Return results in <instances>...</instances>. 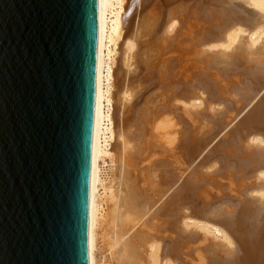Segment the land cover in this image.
<instances>
[{"label": "bare ground", "instance_id": "1", "mask_svg": "<svg viewBox=\"0 0 264 264\" xmlns=\"http://www.w3.org/2000/svg\"><path fill=\"white\" fill-rule=\"evenodd\" d=\"M134 1L98 0L89 264H143L145 257L149 258V260L146 258L149 262L151 258L152 264H173L179 256L180 260L184 258L181 253L179 255L176 252L177 245L180 243L181 247L182 245L185 247H182L183 250L180 248L182 253L192 243L194 247L196 245L199 247L196 249L199 253H202L200 250L203 252L206 249L212 250L209 253L206 252L207 254L204 253L202 261L198 259L199 262L195 264H264V224L262 223L264 222V92H261L264 90V71L262 70L264 61L259 62L257 66L260 58L263 59V54L259 51H264V40L261 39L262 41L257 42L256 46L255 44L252 46L253 41L258 40L259 36L264 33L262 30L264 27H257V24L264 23V10L261 7L264 6V0H246V3L249 1V4H253L255 1L259 3H255V6L261 5L259 7L263 12L259 11L260 21L254 22L255 24L252 22L255 19L248 20L246 17L249 16H243L242 12L238 13L236 9H232V3L237 0H213L217 4L227 2L228 8L222 10L223 15L220 16L221 25L216 24L220 27L215 26L214 28L213 26L211 31L215 30L211 34L210 31L207 33L201 31L205 28L204 25V28L200 30L201 33L199 32L201 35L205 33L202 36L203 39L199 41L198 37V41H194L195 50L190 51L191 48L186 46L188 51L183 47L187 53H194L191 55V61L188 59L190 56L188 58L185 56L187 53H184L182 57H186L188 64L193 67L188 65L191 68L189 69L185 65L183 66L185 69L176 73L174 69L177 66H175L171 68V72L174 71L175 74L170 73V76L168 74L170 79L160 77L163 80L165 92H161L160 99L155 101L154 106H151L152 110L149 108L150 111H147L146 121L140 118L146 123L142 120L141 123L139 122L138 133L131 134L126 128L124 129L123 124L122 126L120 123L119 126L117 125L114 119V107L121 104L123 95H127L129 89L125 86L124 89L118 90L119 84L128 81V74L125 69H122L119 56L123 53L120 40L126 36L125 25L134 7ZM204 1L197 0L195 6V2L193 3V7L199 10L198 14L197 12L194 14L199 15L207 9H205L206 2ZM186 8L188 10L189 7ZM219 9L221 12V8ZM217 11L216 13H219ZM187 17L189 21L191 19L194 21L193 18L189 19L192 17L190 14ZM214 17L216 15L211 18ZM195 19L198 20L196 17ZM199 25L201 27L200 23ZM243 25H245L244 28L241 27ZM149 31L150 27L147 26L140 32L141 36L149 34ZM127 36L129 38L130 34ZM131 38L128 41L126 39V48L124 47L127 53L126 58L134 56L132 51H134L135 39ZM234 38L238 41L233 42ZM213 39L216 40L213 41ZM174 42H172L173 48L176 50L178 45ZM191 46L193 49V43ZM204 46L209 53L201 49ZM179 47L182 48V46ZM198 47L200 48L196 49ZM207 48L212 50H207ZM184 49H181L183 50L182 55ZM224 49L228 51L225 53ZM245 50L248 60L254 52L262 54L261 57L256 56L258 61L254 55V61L249 60L257 61L255 65L257 70L252 73V69H249L248 77L241 76L245 67L241 66L243 71H238L236 67L239 66L238 62L236 65V59L240 58H237V55L245 54ZM196 54L198 57H194ZM220 55H227L228 60L219 59ZM196 58H200L198 63L200 66L198 65L197 69V71L200 69V72L197 73H195L196 70L192 71L196 68V62L193 63ZM175 60L173 58L172 62ZM187 60L185 61L188 62ZM241 60L245 61L244 57L243 59L241 57ZM126 62L125 65L129 67L128 59ZM208 69L211 70L208 73L206 71L208 76L212 70L232 74L231 77L228 76L229 78L224 77L226 83L231 84L229 92L225 91L227 89L223 92L224 88L217 89L215 85L218 83L214 84L217 79L215 75H219L217 79L219 80L220 75L223 77L228 74L223 72L225 74L223 75L222 72H217L213 75L212 73L215 78L209 80L206 73H203ZM235 81L241 85L237 82L233 84L232 82ZM260 83L262 86L258 89L257 84ZM236 84L240 86V89L244 86L246 93H249L247 88L251 89L249 90L251 92L245 94L242 89L241 95H243L239 93L237 96L241 97L231 101L230 95L240 92ZM238 103L241 104L240 106H244L245 103L251 104L253 105L252 110L247 116L242 117L243 119L240 118L242 120L239 119V124H236L238 126L234 128L235 130L232 129L226 136V141L222 140L221 143L219 138L221 134H224V129L229 126L227 123L234 122L233 120H236L245 109L238 112L242 108H238ZM251 142L254 144L250 145ZM216 143L217 147L213 146ZM246 144L248 145L244 146ZM204 168H207L206 171L209 168L210 170L202 171ZM223 171L228 172L223 175L220 173ZM187 172L188 175L182 179ZM218 174L228 182L234 179L233 182L239 183L236 193V189H234V194L222 193L226 192L223 191L226 188L223 183L224 189L221 187L222 192L219 193L220 187L216 186L218 185L217 179L214 178L218 177ZM258 219L262 220L261 223ZM217 236L228 240V245L215 243V239L214 241L212 239ZM202 245L205 247L202 248ZM192 256L195 258L192 261L195 262L196 257Z\"/></svg>", "mask_w": 264, "mask_h": 264}, {"label": "water", "instance_id": "2", "mask_svg": "<svg viewBox=\"0 0 264 264\" xmlns=\"http://www.w3.org/2000/svg\"><path fill=\"white\" fill-rule=\"evenodd\" d=\"M98 0H0V264H89Z\"/></svg>", "mask_w": 264, "mask_h": 264}, {"label": "rangeland", "instance_id": "3", "mask_svg": "<svg viewBox=\"0 0 264 264\" xmlns=\"http://www.w3.org/2000/svg\"><path fill=\"white\" fill-rule=\"evenodd\" d=\"M133 1V0H132ZM197 1V0H196ZM196 1L195 0H185L184 2H183V0H135L134 1V7H132V10H131V12H130V14H129V16H128V21L126 22V28H125V37H123L121 40L123 41H121L120 40V47H122L121 49H122V52L123 53H121L120 55L121 56H119V61H120V64H122L121 66L123 67L122 69L124 70L125 69V71L127 72V74H128V81H125L123 84L121 83V84H119V88H118V90H120L121 88H125V86L127 87V88H129L127 91H128V94L127 95H123L124 96V98H122L123 100H121V104L120 105H118V107L117 106H115L114 107V119H115V121L117 122V125L119 126V123H120V126H122L121 124H123L124 126V129L126 128V130H128L129 131V133H131V134H137L138 132V125H139V122L141 123V120L144 118V120H145V118H146V116L148 115V112L147 111H150V110H152L151 109V106H154L153 104H156L155 103V101H157V100H159L160 99V97H161V95H162V93L163 92H165V89H164V83L162 82L163 80L161 79L162 77L164 78V79H166V77H167V79H170V77H168V74H169V76H170V73H171V75H172V73H174L175 74V72L176 73H178L179 72V70H183V68L185 69V67L186 68H189V66L190 67H193V66H191L190 64H188L189 63V61L187 60V58L188 59H190V61H191V55L192 54H194L193 52H192V54L191 53H187L186 52V50H188L189 51V49L188 48H186V46H189V48H191L190 49V51H194L195 49V45H194V41H198V39L200 38V40L199 41H201V39H203V37L202 36H204V34L205 33H202V35L200 34L201 33V31L202 32H209V33H214V28H215V26L216 27H218L219 25H221V22H219V21H221V17L220 16H222L223 15V12H222V10L224 11V10H226L225 8L227 7L228 8V6H227V2L226 1H223V3L221 2V4H217L216 3V1L215 2H213V0H208V2H207V0H205L204 2H206L205 4H204V6H206L205 7V11L204 12H202L201 13V11H200V13L203 15V16H205V18H202L200 15L201 14H199V15H196V14H194L195 12H197V14L199 13V10H198V8H196V7H193V3H194V6L196 5ZM243 1V2H242ZM245 1V2H244ZM252 2V1H251ZM254 3L253 4H249V1L246 3V0H237L236 2L234 1L233 3H232V9L233 10H235V11H237L238 13H241V14H243V16H249V17H246L248 20H251L252 21V19H255V20H253L252 22L254 23V22H256V21H260V12H263V11H261V7H263L262 9L264 10V6H261V5H256L255 6V3H257V2H255V1H253ZM183 3V4H182ZM191 4V5H190ZM223 4H225V5H223ZM247 4V5H246ZM257 4H259V3H257ZM189 5V6H188ZM222 5V6H221ZM252 5V6H251ZM179 6V7H178ZM253 6H255V8L253 7ZM259 6H261V7H259ZM183 7V8H182ZM186 7H189V8H191V9H189L188 8V10H186L187 8ZM209 7V8H208ZM223 7V8H222ZM193 8V9H192ZM196 8V10L194 11V9ZM217 8V9H216ZM219 8H221V12H219L220 11V9ZM257 8V9H256ZM230 9V8H229ZM176 10V11H175ZM182 10V11H181ZM208 10V11H207ZM209 10H212V11H209ZM218 10V11H217ZM257 11V12H255V11ZM183 11H184V13H183ZM216 11L217 12H219V13H216ZM260 11V12H259ZM170 12V13H169ZM207 12V13H206ZM210 12V13H209ZM258 12H259V14H258ZM190 14V16H192V17H189V19L190 18H193L194 19V21H192V19L190 20L191 21V23H190V21L188 20V17L187 16H189V14ZM192 13V14H191ZM207 14V18H206V14ZM177 14V15H176ZM181 14V15H180ZM211 16H210V15ZM216 15V17H214L213 19L211 18V17H213V16H215ZM184 15V16H183ZM186 15V16H185ZM193 15H194V17H193ZM196 15V16H195ZM259 15V16H258ZM173 16V17H172ZM181 16V17H180ZM200 16V17H199ZM195 17L196 18H198V20L196 21V19H195ZM186 18V19H185ZM221 18V19H220ZM258 18V19H257ZM210 19H212V20H210ZM160 20V21H159ZM175 20V21H174ZM182 20V21H181ZM187 20L189 21V24H188V22H187ZM203 20V21H202ZM206 20H208V21H206V23H205V21ZM151 21V22H150ZM153 21V22H152ZM174 21V22H173ZM181 21V22H180ZM200 21V22H199ZM210 21V22H209ZM158 22V23H157ZM172 22H173V24H172ZM187 22V23H186ZM197 22H198V24H197ZM202 22H204L203 23V25H202ZM136 23V24H135ZM182 23V24H181ZM199 23L201 24V27H200V25H199ZM149 24V25H148ZM157 24H161L160 26L158 25V27H157ZM176 24V25H175ZM178 24V25H177ZM194 24H196L195 26H194ZM212 24V25H211ZM215 24V25H214ZM216 24H219V25H216ZM255 24V23H254ZM151 25V26H150ZM170 25H171V27H170ZM194 27H193V26ZM204 25H205V28L207 27V25H208V27H207V29H205L204 28ZM147 26H149L150 27V31H149V34H147V35H145V34H143L142 36H141V31L142 30H145V28L147 27ZM188 26H190L189 27V29H188ZM214 26V30L213 31H211L212 30V27ZM152 27V28H151ZM191 27H193V28H191ZM202 27L204 28V29H202ZM210 27V28H209ZM220 27V26H219ZM241 27H245V25H243V26H241ZM240 27V28H241ZM257 27L258 28H263L264 27V23L263 22H261L260 24H257ZM155 30H154V29ZM158 28V29H157ZM169 28V29H168ZM242 28V29H243ZM141 29V30H140ZM199 29V30H198ZM202 29V30H201ZM188 30V31H187ZM193 30V31H192ZM201 30V31H200ZM205 30H207V31H205ZM263 31H264V29H262ZM261 30V31H262ZM135 33H134V32ZM171 31V32H170ZM185 31V32H184ZM187 31V32H186ZM194 31H195V33H194ZM197 31V32H196ZM200 32V33H199ZM217 31H215V33H216ZM192 33V34H191ZM200 34V36H199V34ZM261 33H263V32H261ZM128 34H130V37L128 38ZM140 34V35H139ZM181 34V35H180ZM186 34V35H185ZM190 34V35H189ZM241 34V33H240ZM245 34V33H244ZM264 34V33H263ZM263 34H261V36H259V39L257 40H255V41H253V43H252V46L254 45V46H256L257 45V42H261L262 40H264V35ZM137 35V36H136ZM178 35V36H177ZM193 37H195V38H193ZM197 35V36H196ZM131 36H132V38H131ZM144 36V37H143ZM128 39H135L134 40V43H135V46H134V51H132L133 52V57L131 58V57H129V58H126V50H124L125 48H126V39L127 38ZM137 37V38H136ZM142 37V38H141ZM152 37V38H151ZM199 37V38H198ZM241 37V36H240ZM261 37V38H260ZM150 38V39H149ZM191 38H193V39H191ZM128 39H127V41H128ZM239 39V38H238ZM262 39V40H261ZM193 42H192V41ZM216 40V39H215ZM214 39H213V41H215ZM233 40V42L234 41H238L237 40V38L235 39H232ZM240 40V39H239ZM175 41V42H174ZM178 41V42H177ZM179 41H183V42H179ZM184 41H186V42H184ZM189 41V42H188ZM193 43V49H192V46H191V42ZM210 41H212L211 39H210ZM218 41V40H217ZM219 41H220V39H219ZM222 41V40H221ZM242 41V40H241ZM250 41V40H249ZM125 42V43H124ZM172 42H174V44L175 45H178V47L177 46H175V48H176V50L173 48V43ZM177 42V43H176ZM188 42V43H187ZM251 42H252V40H251ZM179 43V44H178ZM159 44V45H158ZM172 44V45H171ZM258 44H260V43H258ZM124 45V46H123ZM179 46H182V48L181 47H179ZM191 46V47H190ZM248 46V45H247ZM125 47V48H124ZM172 47V48H171ZM186 49H184V48ZM141 48V49H140ZM180 48V49H179ZM200 47H198V48H196V49H199ZM205 48V46L202 48L201 47V49H203L204 51H206V49H204ZM213 48V47H212ZM253 48V47H252ZM139 49H140V51H139ZM181 49H184L185 51L183 52V55H182V51L183 50H181ZM212 50L211 48H207V50ZM227 49V48H226ZM229 49V48H228ZM157 50V51H156ZM174 50V51H173ZM180 50V51H179ZM247 50V49H246ZM246 50H245V54H238L237 55V58H239V60L238 59H236L237 61H236V65H238V63H239V66H236V67H238V71L240 70V71H243L244 69V67L246 68L245 70H244V72H240L242 75V77H248L249 75H250V70L252 69V73L253 72H255L254 70H257V69H255V65H257V58H256V56L258 57V55H259V53H262L263 55H264V51H259V53H256V52H254V58H256V62H253L254 61V58H253V55L251 54V56L252 57H249L251 60H253V61H249L248 60V55L246 54ZM250 50V49H249ZM146 51V52H145ZM164 51H165V53H164ZM168 51V53H166ZM169 51H171V52H169ZM225 51H228V50H225L224 49V52ZM248 51V50H247ZM251 51V50H250ZM120 52H121V50H120ZM132 52L130 53V55L132 54ZM140 52V53H139ZM207 53H209L208 51H206ZM137 53H139L140 54V56H139V54H137ZM144 53V54H143ZM184 53H187V55H185ZM226 53V52H225ZM250 52H248V54H249ZM251 53H253L252 51H251ZM255 53H256V55H255ZM190 54V55H189ZM262 54H260L259 56L261 57V55ZM124 55H125V57H124ZM138 57H137V56ZM186 56L185 58H182L183 56ZM210 55V54H209ZM247 56V58L245 57V56ZM262 55V57H263V59L262 58H260L261 60L260 61H258V65L257 66H259V62L260 63H263V61H264V56ZM132 56V55H131ZM163 56V57H162ZM194 56V55H193ZM137 57V58H136ZM140 57V58H139ZM175 57H177V60H175ZM182 58V59H179V58ZM194 57H198L197 56V54L194 56ZM193 57V58H194ZM241 57H242V59H243V57H244V60L245 61H243V60H241ZM173 58H174V60L175 61H173L172 62V60H173ZM192 58V59H193ZM220 58H223V60H225V58H226V60H228L227 58H228V56L227 55H224V56H222V55H220V57H219V59ZM246 58V59H245ZM122 61H121V60ZM126 59H128V65H129V67L127 66V65H125V63H127L126 62ZM131 59V60H130ZM139 59H141V60H139ZM170 59V60H169ZM196 59H198V58H196ZM196 59L193 61V63L195 64V62H196V64H195V69L193 70L192 69V71L194 72L195 70V73H197V72H200V69H199V71H197V69H198V67L200 66L198 63H199V59L196 61ZM185 60H187L188 62H186ZM230 60V59H229ZM241 60V61H240ZM263 60V61H262ZM156 61V62H155ZM160 61V62H159ZM176 61H177V64H176ZM183 62H184V64H183ZM238 62V63H237ZM170 63H172L171 64V66H170V68H169V65H170ZM181 63L183 64V65H181ZM185 63H187V64H185ZM200 63H201V61H200ZM242 63H243V65H242ZM176 64V65H175ZM178 64H179V66H178ZM203 64V63H202ZM241 64V65H240ZM168 65V66H167ZM185 65H187V66H185ZM189 65V66H188ZM199 65V66H198ZM262 65V64H261ZM263 65H264V63H263ZM172 66H174V67H172ZM175 66H177L176 67V69H174V71L173 72H171V70L173 69V68H175ZM180 66H182V67H180ZM183 66H185V67H183ZM202 66V65H201ZM243 68H242V67ZM127 68V69H126ZM168 68V69H167ZM172 68V69H171ZM177 68H179L178 70H177ZM239 68H242V69H239ZM257 68V67H256ZM259 68V67H258ZM261 68H262V66H261ZM264 68V67H263ZM262 68V70L264 71V69ZM189 69H191V68H189ZM215 69V68H214ZM237 69V68H236ZM249 70V72H248V70ZM165 70V72H163ZM247 70V71H246ZM130 71V72H129ZM168 71H170L169 73H167L166 74V72H168ZM178 71V72H177ZM206 71H207V73L208 72H210L211 70L210 69H208V70H204V74L206 73ZM214 71H216V72H214ZM201 72H202V69H201ZM217 72H225V71H219V70H212V73H213V75H214V73H216L217 74ZM163 73H164V76H163ZM207 73H206V76L209 78V80H211L214 76L212 75V73L210 74L209 73V76L207 75ZM159 74V75H158ZM219 74V73H218ZM225 74H228V75H225ZM225 74L223 73V75H225V76H223V77H221V75H220V79L219 80H217L218 78H219V75H215V77L217 78L216 79V82H215V79L214 80H212V82L214 83V84H216V83H218L217 85H215L216 87H217V89H222V88H224L223 89V92H224V90L225 89H227V90H225L226 92H229V88L231 87V84H227L226 83V79H224V77H231L232 76V74L230 73V75H229V72H225ZM247 74H248V76H247ZM211 75H212V77H211ZM261 75V74H260ZM162 76V77H161ZM161 77V78H160ZM211 77V78H210ZM214 77V78H215ZM228 77V78H229ZM222 78H223V80H222ZM259 78V77H258ZM257 78V81L259 82V79H261V78H259L258 79ZM222 80V81H221ZM159 81V82H158ZM168 81V80H167ZM243 81V80H242ZM241 81V82H242ZM256 81V82H257ZM225 82V83H224ZM237 81H235V82H232L233 84L234 83H236ZM138 83V84H137ZM221 84V85H220ZM237 84L239 85H241V83H238L237 82ZM236 84V86H238ZM121 85V86H120ZM124 85V86H123ZM160 85V86H159ZM256 85V84H255ZM171 86V85H170ZM220 86V87H219ZM225 86H226V88H225ZM229 86V87H228ZM257 86H259L258 87V89L259 88H261V83L258 85L257 84ZM256 86V87H257ZM169 87V86H168ZM219 87V88H218ZM239 87V88H238ZM237 88L238 89H240V86H238ZM243 88H241L239 91L240 92H236L237 94H235V95H230V97H229V99H231V101H234V100H237V99H239L242 95H241V91H242V89H243V91H244V93L245 94H249L251 91H249V90H251V89H249V88H247V90H248V92L249 93H246L245 92V88H244V86H242ZM162 89V90H161ZM264 89V88H263ZM242 91V92H243ZM162 92V93H161ZM261 92L263 93L264 92V90H261ZM161 93V94H160ZM240 93V94H239ZM241 95V96H237V95ZM244 94V95H245ZM122 96V97H123ZM130 98V99H129ZM133 98V99H132ZM157 98V99H156ZM239 102V101H238ZM123 105V106H122ZM241 104L240 103H238V108L239 107H242L238 112H240L242 109H244L240 114H239V117L236 119V120H233L234 122H231V123H227V124H229V126H227V128L226 129H224V131H223V133L224 134H221L220 136L222 137H220L219 138V141L222 143L223 141H226V136L228 135V133H230V131L233 129V130H235L234 128H236V126H238V125H236V124H239L238 122L240 121V120H242L243 118L242 117H245V116H247L248 114H249V112L252 110V107H253V105H247L246 103L244 104V106H240ZM246 105V106H245ZM149 106V107H148ZM148 107V108H147ZM149 108H150V110H149ZM123 109V110H122ZM145 109V110H144ZM136 110V111H135ZM144 110V111H143ZM145 112V113H144ZM147 112V113H146ZM143 114H144V117H143ZM146 114V115H145ZM121 115V116H120ZM142 117V119H140ZM123 118V119H122ZM240 118H242V119H240ZM240 119V120H239ZM144 120H142L143 121V123L146 121H144ZM121 121V122H120ZM123 122V123H122ZM146 123V122H145ZM136 124H137V126H136ZM226 124V125H227ZM146 125V124H145ZM134 128V129H133ZM148 129H150L149 128V126H148ZM230 129V130H229ZM134 130V131H133ZM136 130V131H135ZM137 132V133H136ZM226 134V135H225ZM221 139V140H220ZM223 140V141H222ZM220 143V144H221ZM251 144H254V142H251L250 143V145ZM216 145V147H217V143L216 144H214L213 146H215ZM248 144H246V145H244V146H247ZM218 147H219V145H218ZM199 161V159L197 160V162ZM196 162V163H197ZM207 169V168H206ZM206 169L204 168V170H202V171H206ZM210 170V168L207 170V171H209ZM212 170V169H211ZM181 171V170H180ZM190 171V170H189ZM188 171V172H189ZM206 171V172H207ZM188 172L187 173H185L184 174V176L182 177V179L185 177V175H188ZM224 172V171H223ZM220 172L221 174H226L228 171H226V172ZM209 173V172H208ZM219 176H221L220 174H218V177H214L215 179H217L216 181H217V184L218 185H216V186H218V187H220L218 190H219V193H220V191L222 190L221 189V187L224 189V187H226L225 189H227V190H223V191H226V192H222V193H225V194H234L233 192H234V189H236L235 190V193H236V191L239 189V183H237V182H233V180L234 179H231V181L230 182H228L226 179L224 180V179H222V177L223 176H221V177H219ZM212 177V178H213ZM213 178V181H215V179ZM181 179V182L183 181ZM235 181H236V179H235ZM231 182H233L232 183V185H231ZM225 185H223V184ZM224 186V187H223ZM236 186V187H235ZM214 188H215V186H213ZM218 187H216V189L218 188ZM233 187V188H232ZM229 188L231 189L232 188V190H229ZM232 192V193H231ZM261 219V218H260ZM260 219H258V222L259 223H261V221H260ZM263 219V218H262ZM257 222V225H259V223ZM263 224H264V222H262ZM261 225V224H260ZM251 233H253V232H251ZM250 233V238L252 237V234ZM256 235V234H255ZM254 236V235H253ZM214 239H215V241H214ZM215 243H219V244H224V245H228V240H225V239H223V238H221V236H217V237H214L213 239H212ZM224 241H225V243H224ZM226 241H227V244H226ZM211 242V241H210ZM209 242V243H210ZM221 242V243H220ZM213 243V242H212ZM181 244V243H180ZM180 244H178L177 245V251L176 252H178V254L179 253H181V255L184 257H182L183 258V260L181 259L180 260V254L177 256L178 258L177 259H175L174 260V263L173 264H185V262H189V263H186V264H195V263H197V262H199V261H197L198 259L200 260V261H202V255L204 254V253H209V252H211L212 250L210 249H206L205 250V252H203L202 250H200L202 253H199L198 251L199 250H196L197 248H199L195 243V245H196V247H194L192 244H189L188 245V249H184V253H182L181 252V249H182V247H184L183 245H182V247L180 246ZM206 246H207V244H205ZM205 245H202V248H203V246L205 247ZM178 246H180L179 248H178ZM192 246V247H191ZM211 246H213V245H211ZM232 247H234V246H232ZM181 248V249H180ZM185 248V247H184ZM183 250V249H182ZM187 250H189V251H187ZM185 251H186V253H185ZM191 252V253H190ZM193 252V253H192ZM196 252V253H195ZM206 253V254H207ZM185 255V256H184ZM189 255H190V257H189ZM192 255H195V257H196V260H195V262H193L194 261V256H192ZM205 255V254H204ZM146 256H147V254H146ZM149 257V256H148ZM189 257V258H188ZM198 257V258H197ZM147 257H145V259H144V262L145 263H143V264H152V262H151V258H150V262L148 261L149 260V258H147ZM185 260V261H184ZM193 260V261H192ZM147 261L149 262V263H147ZM180 261H182V262H180Z\"/></svg>", "mask_w": 264, "mask_h": 264}]
</instances>
